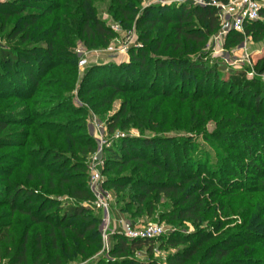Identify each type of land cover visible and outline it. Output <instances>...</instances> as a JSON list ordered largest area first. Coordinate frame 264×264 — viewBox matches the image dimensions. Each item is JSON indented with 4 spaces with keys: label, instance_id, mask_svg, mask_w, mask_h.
I'll return each mask as SVG.
<instances>
[{
    "label": "trees",
    "instance_id": "16d2710c",
    "mask_svg": "<svg viewBox=\"0 0 264 264\" xmlns=\"http://www.w3.org/2000/svg\"><path fill=\"white\" fill-rule=\"evenodd\" d=\"M98 1L67 0L63 7L61 0L0 2V32L10 44L0 45V100H14L0 112V151L10 150L0 154V210L4 209L0 212L3 218L19 215L27 221L14 250L13 245L9 249L13 231L6 233L0 255L14 264H27L28 236L41 225L55 256L50 264L74 260L93 243L86 234H96L97 217L81 205L92 200L85 161L96 148L86 120L89 109L100 112L120 95L126 97L106 121L109 133L136 128L155 134L119 138L105 149L103 185L115 191L116 203L123 204L120 211L131 218L150 216L159 205L160 219L197 228L154 240L177 248L167 264H264V83L257 77L241 82L224 79L216 66L191 57L220 28L214 7L159 4L137 15L136 5L142 0H109V9L121 24L137 16L143 46L130 50L128 64L87 69L77 95L89 109L74 106L69 94L77 61L70 48L77 37L92 46H105L112 37L95 13ZM62 8L69 21L61 17ZM7 24L11 27L6 30ZM245 37L264 39V6L258 20L244 24V34L228 32L223 46L240 45ZM158 52L164 56L153 55ZM57 67L65 69L58 70L57 77H47ZM255 69L264 72V53ZM121 70L124 85L117 82ZM95 77L98 83L90 84ZM129 77H138L139 83ZM146 77L151 78L149 84ZM210 119L216 120V128L208 134L204 130ZM174 131L202 134L214 157L192 139L156 136ZM24 165L36 171H27L26 183L35 182L40 190L12 179ZM125 188L128 191L123 192ZM63 195L75 204L58 201L56 197ZM234 207L240 224L224 229L216 239L224 226L217 218H228ZM205 222V229H199ZM67 232L78 243L72 254ZM42 240L37 231L33 247L38 261ZM114 240L110 251L114 258L151 242L119 235Z\"/></svg>",
    "mask_w": 264,
    "mask_h": 264
},
{
    "label": "rangeland",
    "instance_id": "374dc122",
    "mask_svg": "<svg viewBox=\"0 0 264 264\" xmlns=\"http://www.w3.org/2000/svg\"><path fill=\"white\" fill-rule=\"evenodd\" d=\"M9 1H15V0H0L1 3L9 2ZM171 1V0H142V2L139 5H136L137 8V15H139L143 9L146 7H150L153 5H162V2ZM260 6H264L263 2H257ZM67 4V0H61V7L65 6ZM170 5V4H165ZM110 1L109 0H100L98 2L94 3L95 7V13L100 19L104 25L110 29L112 33V37L109 38L107 45L102 46L100 44L96 46H92L88 42L85 43V39L77 37L75 39V42L73 46L70 48V51L74 54L77 64H76V81L73 86L72 91L70 92V96L72 97V104L77 107H87L86 104H84L82 101L78 98V89L79 85L82 81V78L84 76L85 71L93 66H121L130 63V50H136L138 48H141L143 44L138 39V33L141 32V30H137L136 28V18L131 19L129 22H126L125 25L121 24L119 20H116V17L113 16L111 13L112 11L109 9ZM164 6V5H162ZM61 17L65 18L66 21L70 20L68 15L65 11H63V8L61 9ZM33 11H26L25 13H32ZM54 14H52L47 20H45L46 25H48L53 18ZM17 20L15 18L13 22ZM2 18H0V26L2 25ZM11 27L10 25H6V30ZM223 26L220 24V28L217 33L210 36L206 45L201 51H198L196 54L192 55V58L202 60L203 62L207 63L210 66H216L220 75L224 79L229 78H235L239 82L243 80H253L254 78H259L261 82H263V76L264 72L258 73L255 69L258 64V59L263 55L264 53V39L260 41H255L251 37H245L242 44L234 46L230 49L224 48V40L225 38L220 35L222 32ZM142 29V28H141ZM2 33L0 32V45L9 47L5 40L2 38ZM36 45L38 42L35 43ZM34 45V44H33ZM39 45V44H38ZM246 54L248 56H252L253 60L249 57L251 65H253V69L255 71V75L252 78H248L246 72L250 69V62L245 59ZM154 56L160 55L164 56L161 52L153 54ZM85 59L87 61L85 67H80L79 62ZM64 67H58L55 71L48 74L47 77H57L59 76L58 70H63ZM119 76L117 78V82L120 85H124L125 79L124 77L120 76L121 74H125L124 70H121L119 72ZM139 75V74H138ZM60 78H63L61 76ZM65 79V77H64ZM106 79V78H105ZM130 81H134L133 83L138 84L139 78H131L129 77ZM99 78L92 79L89 83L95 84L98 83ZM145 81L149 84L151 81L150 77H146ZM264 83V82H263ZM95 92H91L93 95ZM126 96H120L116 95L112 102L106 106V108L100 112H94L93 110L89 109V116L86 120L87 123V130L92 134L93 136V125L94 121L96 124L101 127L104 140L106 142V147L109 145H113L119 138H123L126 136L130 137H140L142 134H144L146 137H153L155 134L149 131L142 132L136 128H129L128 130H115L109 133L108 126H107V119L109 117H112L117 111H119L121 102L125 99ZM169 102L172 100L168 99ZM11 103H14V100H0V112L5 111L6 105H10ZM178 103V102H177ZM4 109V110H3ZM216 128V120H208L206 123V127L204 132L205 133H212ZM156 136H169V137H185L188 139H192V141L203 145L208 153L214 157L215 151L210 148L209 144L205 143L203 141L202 134L196 136L191 133H184L183 131H174V132H163L156 134ZM119 137V138H118ZM97 147V144H96ZM103 148L101 152V157L103 161V169L105 168V149ZM97 148L93 152H90L87 155L86 161H85V167H86V174H87V186L89 181V161L90 157L95 153ZM3 153H10V150H1L0 154ZM23 169V168H22ZM31 168L27 165H24L23 171L18 174L14 173L12 175V179L17 180L22 185H28L30 187H35V189L40 190L41 188H38V186L35 184V182H30L29 184L26 183V173ZM31 171L35 174L36 171L31 169ZM102 176L104 177L103 173ZM1 185V184H0ZM89 189V186H88ZM102 193L107 197L109 207H110V216L111 221L109 224L105 223V216L103 212L100 209H95L93 207V195L91 201H84L81 203L82 206L86 207L93 213V215L96 218V222L98 221V225L96 226V234L92 235L91 233H87V236L89 237V241L93 243L89 246H85L84 250L85 253L76 256V259L70 260L69 262H63L62 264H97L100 262V260L104 261H121V260H133L137 263L144 264L146 262H155L157 264H167V258L169 255L173 254L177 248H172L165 244V242L161 241L158 243H154V240H156L159 237H164L168 233L171 232H181V233H192L197 229L196 227L192 226L190 223L184 222L183 224H174L170 222L167 218L160 219L159 213L160 208L159 205L154 206V211L152 215H141L136 218H131L130 214L123 213L120 211V207H123V204L116 203L117 196L115 195V191L110 187H104L102 188ZM128 191V188H125L123 192ZM121 196V194H119ZM58 201L60 202H67L71 204H75V201H73L71 198L67 197L66 195L58 196L56 197ZM135 207V206H133ZM0 211H4L0 210ZM238 211L237 207H234L232 210V215L228 218L221 217L217 218V221H221V223L224 225L222 227V230H220L216 235V239H219L222 235V232L224 229L228 228L229 226H233L235 224H240V219L236 215ZM3 212H0V249H2V242L1 240L3 238H6V233H9L11 230L13 231V234H11L10 240L13 242L9 246L11 249L13 245V250L17 247L18 243L20 242V236L22 233V224L26 221L25 217L14 215L13 218H3ZM5 217V216H4ZM13 221V222H12ZM216 221V220H215ZM27 222V221H26ZM149 224H155L163 229V233L160 236H157L155 238H152L147 241H151L147 243L146 245H143L138 248H134L132 250H128V252L119 257H112L110 254V251L115 246V236H124L125 232V226L128 225L131 229H139L144 228L145 226ZM207 222L202 224L199 229H205V226H207ZM45 226L41 225L40 227L32 228L29 236H28V244H27V264H50L54 261V255L52 254L49 244V239L46 236L45 233ZM39 231L42 235V249H43V256L41 258V261H38L37 252L33 247L34 244V234ZM16 236V237H14ZM67 238L69 239V245H71V254L74 252V250L78 251V248L75 249L76 245L78 243H75V241L72 238L71 233L67 232ZM126 238V237H125ZM128 239V238H127ZM129 240V239H128ZM132 240V239H131ZM146 241V240H144ZM78 246V245H77ZM4 247V246H3ZM63 251L64 248H61ZM197 259V258H196ZM195 260H192L194 262ZM0 264H14L12 261L9 260V258L4 257L3 255H0Z\"/></svg>",
    "mask_w": 264,
    "mask_h": 264
},
{
    "label": "built area",
    "instance_id": "2783aa9c",
    "mask_svg": "<svg viewBox=\"0 0 264 264\" xmlns=\"http://www.w3.org/2000/svg\"><path fill=\"white\" fill-rule=\"evenodd\" d=\"M190 3L197 6L209 5L214 7L218 12V19L220 24L223 26L220 35L226 37L228 32L234 31L237 33L244 34V24L254 22L259 19V11L261 6L255 0H227L226 3H222L218 0H171L162 2V5L172 3ZM249 57L253 60L252 56L246 54L245 59L250 62ZM254 61V60H253ZM87 61L82 59L79 62V66L85 67ZM248 78H252L255 75L253 65L250 62V69L246 72ZM264 82V76H263ZM93 137L97 144V150L90 157L89 161V181L88 186L93 195V207L100 209L105 216V223L109 224L111 221L110 207L107 197L102 193L104 184V177L102 176L103 161L101 152L106 147V142L103 137L102 129L94 121L93 125ZM119 138V137H118ZM163 233L162 227L149 224L144 228L131 229L128 225L125 226L124 236L128 239L136 240H150Z\"/></svg>",
    "mask_w": 264,
    "mask_h": 264
}]
</instances>
